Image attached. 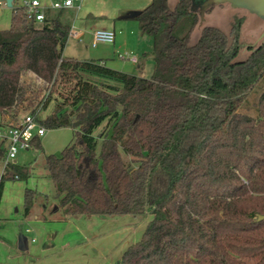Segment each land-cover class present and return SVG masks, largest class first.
I'll return each mask as SVG.
<instances>
[{
	"label": "trees",
	"instance_id": "16d2710c",
	"mask_svg": "<svg viewBox=\"0 0 264 264\" xmlns=\"http://www.w3.org/2000/svg\"><path fill=\"white\" fill-rule=\"evenodd\" d=\"M170 2L152 0L134 17L153 40L151 78L65 57L74 8L45 9L36 26L26 7H13L11 27L0 30V115L26 109V73L53 84L43 110L54 93L61 100L38 121L73 131L60 156H46L57 211L149 219L122 264H264V41L242 59L243 18L225 32L201 25L217 5ZM16 177L30 172L11 163L0 187ZM35 198L26 191L25 215Z\"/></svg>",
	"mask_w": 264,
	"mask_h": 264
},
{
	"label": "rangeland",
	"instance_id": "374dc122",
	"mask_svg": "<svg viewBox=\"0 0 264 264\" xmlns=\"http://www.w3.org/2000/svg\"><path fill=\"white\" fill-rule=\"evenodd\" d=\"M21 5L25 1L20 0ZM42 4L49 0H38ZM63 0H53V2H61ZM175 0H171L172 6ZM152 0H80L74 8V16L72 18V31L64 50V56L78 60H90L100 58L107 64L108 68L118 70L123 73L134 72L135 76L140 74L143 78H151L154 73V58L152 55L153 40L149 36L142 35L136 20L127 19L126 16H133L134 9H145L151 4ZM142 6V7H140ZM236 18H243V26L241 32V41L244 48L241 58L245 59L250 56L251 48H256L263 43L264 38V17L249 12L243 8H236L231 3H224L215 6L206 16L205 25L216 26L225 32H229L231 25ZM12 8L0 7V29L6 30L11 27ZM39 26L40 23H35ZM116 30L118 37L122 40L127 39L126 53L117 55L118 50L113 44L100 43L93 47V33L97 30ZM75 33V34H74ZM199 38L198 30L193 34V42H197ZM125 52V51H124ZM132 52V53H131ZM124 57V58H123ZM125 57L137 58L139 65L132 63ZM99 60V59H98ZM112 60L115 61L112 63ZM139 66V68H138ZM125 68L127 71L119 69ZM131 74V73H130ZM139 75V76H140ZM97 81V79H94ZM26 86L32 87L33 94H28L29 101L24 103L26 108L22 110L18 117L10 120H4L0 115V132L7 133V125L14 124L18 119H22L26 112H32L34 109L39 111V117L45 119L52 113L57 103L60 102L58 93H54L49 101L48 108L42 109V105L37 107L38 101L43 96L44 90L48 84H40L39 80L32 74L26 73L23 78ZM52 91L53 84H49ZM31 90V88H30ZM259 87L250 95L248 105L249 108L244 112L254 115V106L258 99ZM101 129L97 132V134ZM73 131L70 128L57 130H46V134L41 138V147L33 146L29 151L21 152L18 156L16 164L21 168H26L30 172V177L26 179H11L4 181L0 187V207L1 216L8 218L10 227L15 226L16 231L25 237L39 239L37 234L38 228L47 225L43 219L36 220L34 215L39 211L45 213V218L53 220L49 224L56 229L67 228V222H63L62 211L53 212L57 207L58 200L52 181L46 177L45 168L46 156H60L63 149L72 141ZM0 145L6 149V144L0 138ZM15 163V162H14ZM5 168V159L0 160V180ZM27 190L36 191V198L32 207L33 216L25 215V194ZM43 206H46L45 209ZM1 217V218H2ZM99 217L90 218L89 223L84 218L85 227H79L89 234V238L94 244L102 248L100 257L101 264H122L124 252L129 244L139 243L142 240L144 229L147 227L149 219L143 222L135 220L129 216L105 219L101 221ZM132 220V221H131ZM43 221V222H42ZM101 221L102 224L99 223ZM7 222V221H6ZM46 228V227H45ZM26 229H31L32 234H25ZM47 229V228H46ZM23 232V233H22ZM68 235V234H67ZM66 235V236H67ZM72 234L65 238L66 240L74 239ZM71 240V242H72ZM43 245L42 241L33 244L31 247Z\"/></svg>",
	"mask_w": 264,
	"mask_h": 264
},
{
	"label": "crops",
	"instance_id": "0c3cea01",
	"mask_svg": "<svg viewBox=\"0 0 264 264\" xmlns=\"http://www.w3.org/2000/svg\"><path fill=\"white\" fill-rule=\"evenodd\" d=\"M175 2L176 0L173 2L172 6L175 4ZM52 3H54L53 0H49L48 2L43 3V5L49 7ZM21 4L22 3L20 0H13V7H20ZM3 6L6 7V4L0 1V7ZM140 9L141 8L134 9V12L132 14L133 16L130 15L129 17L126 16L125 18L134 20V17L140 11H142ZM112 31H115L116 33L115 29H113ZM200 32H201V28H198L199 35ZM117 43L119 47L118 50L115 52L117 55H121L122 53H126V52L129 53V51L126 48L127 39L125 40L120 39L116 33V42L113 45L117 47ZM98 59L101 60L100 58L90 59V60H98ZM114 62L115 61L112 60V63ZM104 64L107 66L106 63ZM134 64L139 65L140 61L138 60V63H134ZM119 70L125 72L127 71L125 68ZM128 73L134 75L132 74L134 72L128 71ZM139 75L140 74L136 76ZM139 77L142 76L140 75ZM43 207L47 209L46 206ZM0 212H1V207H0ZM53 212L56 213L58 211L55 208ZM26 216L27 217L33 216L32 210L31 213ZM1 217L2 216L0 214V264H101L100 259L102 258L100 257V255L102 253V248L94 244L93 240L89 238V234H87L85 230L79 229V227L82 228L85 227L84 218L85 220H87L86 221L87 224L89 223L88 220H90V218L87 217L74 218L71 216L68 217L62 216L64 220L61 221L70 224L67 225V228L63 230V228L56 229L55 227L51 226L49 223L53 222V220H49L48 218H45V213L39 211L34 215V218L36 220L43 219L44 222L47 223V225L46 226L43 225L38 228L37 234L39 235V239L40 238L41 239L36 240V238L29 239L24 235L19 234L16 231V227L14 225L10 227L9 224L10 221L12 220H8V218H3V217L1 218ZM101 221L104 222V220ZM101 221H99L100 224H102ZM13 222L14 221H12V223ZM24 233L26 235L32 234V230L26 229ZM69 234L70 235L72 234V236H75V238L73 240L69 239L65 241V238L69 236ZM39 241H42L43 245L31 247L33 244H37Z\"/></svg>",
	"mask_w": 264,
	"mask_h": 264
},
{
	"label": "built area",
	"instance_id": "2783aa9c",
	"mask_svg": "<svg viewBox=\"0 0 264 264\" xmlns=\"http://www.w3.org/2000/svg\"><path fill=\"white\" fill-rule=\"evenodd\" d=\"M80 0H63L61 2H54L49 7L44 6L38 0L25 1L23 6L27 8V19L31 22L41 23L45 19L44 10L51 9H66L75 8L76 4ZM116 42V33L111 30H97L93 33V47H96L100 43L114 44ZM124 58V57H123ZM133 63H138L137 58L125 57ZM34 75L33 73H30ZM43 84L46 82L34 75ZM48 84V83H47ZM51 93V89L46 87L43 96L40 101H38L37 107L42 105V109L45 103L48 101ZM39 111L34 109L32 112H26L22 119H18L14 124L7 125V133L3 134L0 132V138L3 143L6 144V158H5V168L14 163L17 156L21 152L29 151L33 147V142L36 138H43L46 134V127L38 121ZM18 179V177H16Z\"/></svg>",
	"mask_w": 264,
	"mask_h": 264
},
{
	"label": "water",
	"instance_id": "95a60500",
	"mask_svg": "<svg viewBox=\"0 0 264 264\" xmlns=\"http://www.w3.org/2000/svg\"><path fill=\"white\" fill-rule=\"evenodd\" d=\"M2 2L5 3L7 7L13 8V0H2ZM224 3H231L236 8H243L260 17H264V0H203V8ZM204 22L205 15H202L201 25ZM262 38H264V33ZM259 220H264V216L259 217Z\"/></svg>",
	"mask_w": 264,
	"mask_h": 264
}]
</instances>
